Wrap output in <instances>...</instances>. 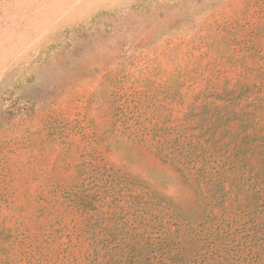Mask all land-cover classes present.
Returning a JSON list of instances; mask_svg holds the SVG:
<instances>
[{"label": "rangeland", "instance_id": "374dc122", "mask_svg": "<svg viewBox=\"0 0 264 264\" xmlns=\"http://www.w3.org/2000/svg\"><path fill=\"white\" fill-rule=\"evenodd\" d=\"M0 264H264V0H0Z\"/></svg>", "mask_w": 264, "mask_h": 264}]
</instances>
